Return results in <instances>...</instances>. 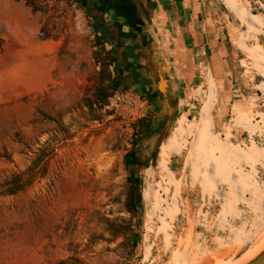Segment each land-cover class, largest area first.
I'll return each instance as SVG.
<instances>
[{
  "label": "rangeland",
  "instance_id": "1",
  "mask_svg": "<svg viewBox=\"0 0 264 264\" xmlns=\"http://www.w3.org/2000/svg\"><path fill=\"white\" fill-rule=\"evenodd\" d=\"M25 1L40 14L46 39L59 42L55 46L61 63L75 62V54L86 55L91 69L80 102L60 116L49 117L31 97L0 111V264H240L264 244V59L254 55L264 54V27L249 32L232 19V41L223 42L228 51L224 85L213 71L199 69L203 84L195 81L181 95L186 106L159 135L167 114L150 103L145 118L136 122L115 114L109 101L103 109L85 105L101 68L92 54L100 53L103 60L110 46L95 41L94 21L77 0ZM242 2L249 13L264 18L262 1ZM6 64H13L11 56ZM109 71L115 77L113 67ZM210 79L216 88L212 136L199 154H192L191 137L185 149L171 157V186L157 166L158 148L181 116L197 125ZM120 89H132L148 101L133 86L122 84ZM233 89L236 101L231 110L227 105L226 125L219 128L213 119L220 114L219 95L227 98ZM15 93L13 89V98ZM239 113L244 127L235 124ZM141 120L152 124L153 134L147 138L136 133ZM243 151L249 153L246 160L239 157ZM128 153L146 159L139 172L137 195L142 194V202L136 216L126 208ZM15 178L21 179L22 188L11 194ZM158 184L161 199L176 201L178 213L166 232L158 216L149 234L147 195L151 185L157 190ZM211 222H219L222 229L203 225ZM134 236H139L135 245Z\"/></svg>",
  "mask_w": 264,
  "mask_h": 264
},
{
  "label": "crops",
  "instance_id": "2",
  "mask_svg": "<svg viewBox=\"0 0 264 264\" xmlns=\"http://www.w3.org/2000/svg\"><path fill=\"white\" fill-rule=\"evenodd\" d=\"M94 3L96 8L102 10L107 2L94 0ZM134 8L144 23L153 41V50L158 56L156 59L146 52L147 46L143 47L141 74L145 86L144 90H139L156 99V106L153 107L165 112L172 109L173 114L187 104L181 95H186L195 81L203 84L200 81L202 77L198 75L199 69L202 72L208 69L213 71L220 85H224L226 61L223 59L228 51L223 42L232 41V32L235 30L232 19L234 22L238 20L249 32H259L264 27V18L249 13L242 0H134ZM92 15L91 19L94 21L95 13ZM42 26L40 14L34 13L25 0H0V39L3 41L0 46V111L5 107L12 110L14 102H28L31 97L35 106L49 117L55 118L73 108L82 98L91 69L90 57L75 54L72 56L75 62L61 63L59 46H55L59 42L42 39ZM239 46L244 48L245 44L241 42ZM71 52L75 53L76 50ZM257 53L254 51L255 57L264 59L262 52L259 55ZM7 56L12 57L11 66L6 64ZM261 72L264 75V70ZM160 81L165 83L161 84V90L164 91L165 86L166 98L160 91ZM50 85L53 88L51 91ZM13 89L16 91L15 98L12 97ZM215 94L216 88L210 79L197 125L188 123L186 117L181 116L160 146L157 166L161 170L162 180L167 184H174L173 174L168 169L171 157L185 149L189 138L193 139V156L195 153L199 154L210 140ZM233 95L234 89L227 98L223 94L219 95L220 114L213 117L219 128L226 125L224 120L227 118V105L231 110L236 101ZM262 120L264 122V115ZM235 124L237 127L246 125L243 114L239 113ZM165 128L163 126L158 134L162 135ZM236 151L238 153L239 150ZM243 153L239 157L246 160L249 153ZM191 161L196 167L195 161ZM174 186L179 191L178 184ZM160 190L161 185L158 184L157 190L151 185V191L147 195L149 210L145 211V215L151 217L147 224L149 234L153 233L150 226L158 216L161 217V229L166 232L167 226L178 213L176 201L165 203L159 195ZM189 220L187 219L184 230H189ZM196 225H200L199 221ZM203 225L215 231L222 229L219 222Z\"/></svg>",
  "mask_w": 264,
  "mask_h": 264
},
{
  "label": "trees",
  "instance_id": "3",
  "mask_svg": "<svg viewBox=\"0 0 264 264\" xmlns=\"http://www.w3.org/2000/svg\"><path fill=\"white\" fill-rule=\"evenodd\" d=\"M90 2L91 0H77V3L80 4L87 12L88 17L93 18L92 11L90 9ZM26 4L30 6V4H28L27 2ZM93 30L95 34V41L99 45L103 46L109 43L108 38L103 33L102 29L96 25L95 22L93 24ZM41 38L46 39L48 38V36L42 33ZM2 42L3 41L0 39V46L2 45ZM92 56H93V60L97 62L99 65H101V68L98 73L97 86L95 88V91L93 92L92 99L85 100V105H87L89 109L92 107H98L100 109H103L108 105L109 99L118 91V89L122 86L123 83L121 82V79L118 76L117 66H116L117 58L112 50L104 54L103 60H101V54L96 51L92 54ZM110 67H113L115 72V77H112L109 71ZM147 99L152 106H156V99L153 96H147ZM136 133L141 138L149 137L150 135L153 134L152 124L146 120L139 121L137 124ZM133 156H134L133 153H128L124 158V165L126 168L129 169L130 172V177L128 179L129 190L126 199V208L128 213H130L132 216H136L140 210L139 207L140 205L137 201L138 188L136 187L134 182V173L130 169V163L132 162L131 158ZM20 180H21L20 178H15L13 180V184H14L13 186H15V188L9 190L11 194L17 193L22 188V186L19 185ZM138 238L139 236H134V240H135L134 245L137 243ZM147 247L149 250L150 249L149 246ZM58 264H67V263L62 261L59 262Z\"/></svg>",
  "mask_w": 264,
  "mask_h": 264
},
{
  "label": "flooded vegetation",
  "instance_id": "4",
  "mask_svg": "<svg viewBox=\"0 0 264 264\" xmlns=\"http://www.w3.org/2000/svg\"><path fill=\"white\" fill-rule=\"evenodd\" d=\"M114 4L112 1H107L104 9L100 10L95 7L94 0H91L90 8H92V13H95L94 21L96 25L102 29L108 38L109 43L107 45L110 46V50L114 52L117 58V73L121 82L125 86L140 88L142 91L145 86L143 85L144 78L141 74L144 63L142 59L143 51L133 37L138 32L128 29L123 18V12L121 14V11H118ZM140 159L141 155L139 153L134 154L131 158L130 169L134 174L136 171L140 172L146 165V159ZM135 185L138 188L136 182Z\"/></svg>",
  "mask_w": 264,
  "mask_h": 264
},
{
  "label": "water",
  "instance_id": "5",
  "mask_svg": "<svg viewBox=\"0 0 264 264\" xmlns=\"http://www.w3.org/2000/svg\"><path fill=\"white\" fill-rule=\"evenodd\" d=\"M100 1H102V2L103 1L104 2L112 1L113 3H115L114 7L118 11H121V14L123 12V18H124V21H125L128 29L135 30L138 32L133 37L137 40V42L139 43L142 50L144 51V48H146V46H147L149 49L147 48L146 52L150 55H153L157 59L158 58L157 53L153 50L154 49L153 41L149 37L144 23L140 20L137 12H135L134 0H100ZM260 1H262L264 3V0H260ZM143 44L145 46H143ZM157 61H160V60H157ZM161 84L165 85V83L163 81H160V91H161L163 97L166 98V95H167L166 94V88L164 86V91H162L161 90ZM166 114H167V120L165 121V126H166L165 129L167 130L169 128V126L171 125V121L173 119L172 109H168L166 111ZM165 131L163 132V134L165 133ZM158 149H160V147ZM158 156H159V152H158ZM134 177H135V182L139 186V184H140L139 171L135 172ZM137 201L140 205L142 202V194L137 195ZM244 264H264V246L261 249V251H259L257 253V255L255 257H253L251 260H249L247 263H244Z\"/></svg>",
  "mask_w": 264,
  "mask_h": 264
},
{
  "label": "built area",
  "instance_id": "6",
  "mask_svg": "<svg viewBox=\"0 0 264 264\" xmlns=\"http://www.w3.org/2000/svg\"><path fill=\"white\" fill-rule=\"evenodd\" d=\"M110 107L115 114L136 122L145 118L149 102L132 89H120L110 99Z\"/></svg>",
  "mask_w": 264,
  "mask_h": 264
},
{
  "label": "bare ground",
  "instance_id": "7",
  "mask_svg": "<svg viewBox=\"0 0 264 264\" xmlns=\"http://www.w3.org/2000/svg\"><path fill=\"white\" fill-rule=\"evenodd\" d=\"M264 243V242H263ZM264 244H262L259 248H257L256 250H254L253 252L247 253L244 257V259L241 261L240 264H244L247 263L249 260H251L253 257H255L257 255V253L259 251H261V249L263 248Z\"/></svg>",
  "mask_w": 264,
  "mask_h": 264
}]
</instances>
